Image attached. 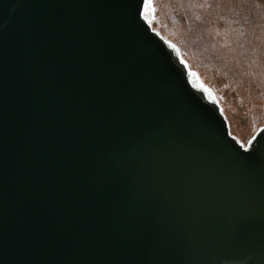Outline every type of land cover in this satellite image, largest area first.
<instances>
[{"label":"water","instance_id":"water-1","mask_svg":"<svg viewBox=\"0 0 264 264\" xmlns=\"http://www.w3.org/2000/svg\"><path fill=\"white\" fill-rule=\"evenodd\" d=\"M120 3L0 0V264H264V180L157 82Z\"/></svg>","mask_w":264,"mask_h":264},{"label":"rangeland","instance_id":"rangeland-1","mask_svg":"<svg viewBox=\"0 0 264 264\" xmlns=\"http://www.w3.org/2000/svg\"><path fill=\"white\" fill-rule=\"evenodd\" d=\"M122 1V0H119ZM131 3V6H130ZM127 25L185 114L264 180V0H125Z\"/></svg>","mask_w":264,"mask_h":264}]
</instances>
